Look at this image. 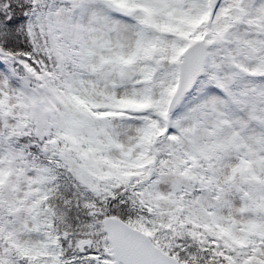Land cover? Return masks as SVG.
<instances>
[{
	"label": "snow or ice",
	"instance_id": "1",
	"mask_svg": "<svg viewBox=\"0 0 264 264\" xmlns=\"http://www.w3.org/2000/svg\"><path fill=\"white\" fill-rule=\"evenodd\" d=\"M0 264H264V0H0Z\"/></svg>",
	"mask_w": 264,
	"mask_h": 264
}]
</instances>
